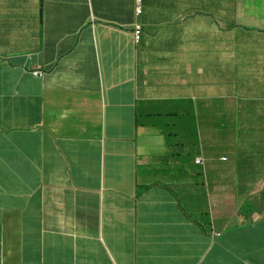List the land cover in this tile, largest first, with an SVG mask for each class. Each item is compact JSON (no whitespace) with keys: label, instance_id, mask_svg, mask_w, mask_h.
Returning a JSON list of instances; mask_svg holds the SVG:
<instances>
[{"label":"crops","instance_id":"obj_1","mask_svg":"<svg viewBox=\"0 0 264 264\" xmlns=\"http://www.w3.org/2000/svg\"><path fill=\"white\" fill-rule=\"evenodd\" d=\"M142 1L0 0V264H264V0Z\"/></svg>","mask_w":264,"mask_h":264},{"label":"rangeland","instance_id":"obj_2","mask_svg":"<svg viewBox=\"0 0 264 264\" xmlns=\"http://www.w3.org/2000/svg\"><path fill=\"white\" fill-rule=\"evenodd\" d=\"M169 112L170 122L176 120V115H172ZM229 118V117H223ZM204 132L207 135L211 136V140H206V144L208 145V156L211 159V165L218 166L222 169H225L226 172L231 171V168L234 167V159L232 156V150L234 149L235 145L240 144L237 140V137L234 139H230L221 131L216 129H204ZM238 143V144H237ZM142 151H145L146 148L144 146L140 147ZM223 155L229 158V160L224 161L221 159ZM239 180L234 179L231 184H227L221 191L219 192H211L204 196H200L199 202H193L190 209L194 213L202 214L205 211L211 212L215 220L218 222L221 219H225L228 221H233L236 217V213L233 209L228 207V194L227 192L232 188H239L242 189L244 186L238 185ZM245 183L250 184L252 181H244ZM229 183V182H228ZM254 183H258L260 185H264V180H256ZM256 184L255 187L258 185ZM237 192L233 190V195H236ZM237 197L234 196L233 200ZM247 211L250 210V202L244 204L243 206Z\"/></svg>","mask_w":264,"mask_h":264},{"label":"clouds","instance_id":"obj_3","mask_svg":"<svg viewBox=\"0 0 264 264\" xmlns=\"http://www.w3.org/2000/svg\"><path fill=\"white\" fill-rule=\"evenodd\" d=\"M134 1H135L134 16H135V18H138V17H140V16L143 14V1L141 0L140 3H139L137 0H134ZM140 4H141V12L138 13L136 8H137V6H139ZM39 19H40V24H42V23H43V20L41 21V8H40V11H39ZM132 27H133L132 32H133V35H134V42L138 44V43L141 41V38H142V34H143V26L141 25L140 22H138V21L136 20V21L133 23ZM137 32H139V33H137ZM137 37H139V38H137ZM32 74H33L34 76L42 77V76H43V71L40 70V69H34V70L32 71ZM223 159H224V160H227L228 157L225 156V157H223ZM196 162H197L198 164H200V165H203V164H204L205 166H206V164H207V161H206V159H205L204 156H199V157H197V158H196ZM216 235H220V234H216Z\"/></svg>","mask_w":264,"mask_h":264},{"label":"trees","instance_id":"obj_4","mask_svg":"<svg viewBox=\"0 0 264 264\" xmlns=\"http://www.w3.org/2000/svg\"><path fill=\"white\" fill-rule=\"evenodd\" d=\"M43 20V3L41 2V21ZM242 78L247 80V76L243 75ZM194 138V147L191 146V151L194 154L197 155H203L202 152H204L203 147H204V143H203V139L200 137H197L196 135L193 136ZM205 165L203 164L202 167H204Z\"/></svg>","mask_w":264,"mask_h":264},{"label":"built area","instance_id":"obj_5","mask_svg":"<svg viewBox=\"0 0 264 264\" xmlns=\"http://www.w3.org/2000/svg\"><path fill=\"white\" fill-rule=\"evenodd\" d=\"M137 1L140 3L141 0H137ZM136 9H137V12L140 13L141 12V4L139 6H137ZM137 33H139V32H137ZM137 38H139V37H137Z\"/></svg>","mask_w":264,"mask_h":264},{"label":"bare ground","instance_id":"obj_6","mask_svg":"<svg viewBox=\"0 0 264 264\" xmlns=\"http://www.w3.org/2000/svg\"><path fill=\"white\" fill-rule=\"evenodd\" d=\"M89 36V35H88ZM68 116H70V115H68Z\"/></svg>","mask_w":264,"mask_h":264}]
</instances>
